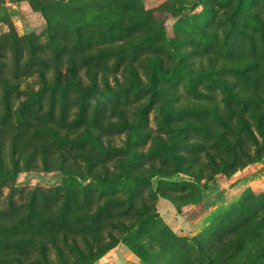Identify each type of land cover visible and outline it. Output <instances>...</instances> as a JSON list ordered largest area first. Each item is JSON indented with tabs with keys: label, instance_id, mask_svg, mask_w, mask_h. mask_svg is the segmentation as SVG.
<instances>
[{
	"label": "rangeland",
	"instance_id": "374dc122",
	"mask_svg": "<svg viewBox=\"0 0 264 264\" xmlns=\"http://www.w3.org/2000/svg\"><path fill=\"white\" fill-rule=\"evenodd\" d=\"M255 90L264 0H0V264H264Z\"/></svg>",
	"mask_w": 264,
	"mask_h": 264
},
{
	"label": "trees",
	"instance_id": "16d2710c",
	"mask_svg": "<svg viewBox=\"0 0 264 264\" xmlns=\"http://www.w3.org/2000/svg\"><path fill=\"white\" fill-rule=\"evenodd\" d=\"M108 53V52H107ZM158 77L160 78V80L164 77L162 74V68H161V64L158 61H152L151 63V71L150 74L148 76V80L147 82H142L141 79L138 77L137 74L133 73L131 74L130 78L127 79V83L129 86L134 87V88H139V89H149L150 92V98H152L155 94H159V93H164V89L163 86L161 85L160 81L158 80ZM57 79H59V76H57ZM78 81H75V86L76 88H81L83 86V83L81 82V78L77 79ZM162 81V80H161ZM108 86V85H107ZM96 87V83L94 84V80L93 78L91 79V83L87 86V88H93ZM250 100H253L254 103V107L251 109V114L253 117H257L260 119L263 118V110L259 107L260 102H262V100H264V90L263 91H258L255 90L254 94L250 97H248ZM247 98V99H248ZM199 110L198 112H204L205 107L204 104H199V108L197 109ZM144 118L143 117V112L142 115L138 116V120L137 122L134 124L136 126H140L143 122H144ZM77 122H79V120H75ZM242 122L245 123V119H242ZM258 130L259 132L263 135V130L264 127L260 121V124L258 125ZM250 135L252 136V138L254 139V141H256L255 136L253 135V133ZM178 167L176 166L173 170V172H177ZM98 180H100L102 183H105L103 178H97ZM113 182V181H111ZM147 223H151L153 222V219L151 217L146 219ZM142 230L139 229H134L131 230L129 233L125 234L122 238V243L123 245H125L126 247H128L129 249H131L135 254H137L139 257L142 258V253L138 250V245L135 243V240L138 236H140L142 234Z\"/></svg>",
	"mask_w": 264,
	"mask_h": 264
},
{
	"label": "crops",
	"instance_id": "0c3cea01",
	"mask_svg": "<svg viewBox=\"0 0 264 264\" xmlns=\"http://www.w3.org/2000/svg\"><path fill=\"white\" fill-rule=\"evenodd\" d=\"M163 202L169 204V206L171 205V203H169V202H167V201H163ZM170 208H171V206H170ZM118 246H120V245H117V247H118ZM120 247L125 248V249H128V247H126V246L123 245V244H121ZM129 251H130V250H129ZM131 253H132V252H131Z\"/></svg>",
	"mask_w": 264,
	"mask_h": 264
}]
</instances>
